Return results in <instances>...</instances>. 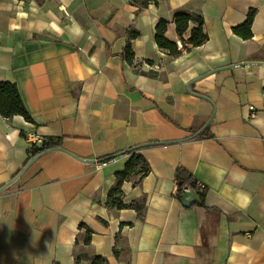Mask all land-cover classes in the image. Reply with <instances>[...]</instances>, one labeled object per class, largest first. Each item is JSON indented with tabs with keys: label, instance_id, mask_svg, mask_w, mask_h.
Returning a JSON list of instances; mask_svg holds the SVG:
<instances>
[{
	"label": "crops",
	"instance_id": "crops-1",
	"mask_svg": "<svg viewBox=\"0 0 264 264\" xmlns=\"http://www.w3.org/2000/svg\"><path fill=\"white\" fill-rule=\"evenodd\" d=\"M177 12L202 44L182 46ZM0 81L32 118L0 116V264H264V0H0ZM34 135L60 144L29 160ZM133 146L148 171L120 197L140 214L107 203ZM178 166L204 206L175 197Z\"/></svg>",
	"mask_w": 264,
	"mask_h": 264
},
{
	"label": "trees",
	"instance_id": "trees-1",
	"mask_svg": "<svg viewBox=\"0 0 264 264\" xmlns=\"http://www.w3.org/2000/svg\"><path fill=\"white\" fill-rule=\"evenodd\" d=\"M150 1L156 3V0H130L132 4H137L139 7L146 6ZM254 15L255 9L252 8L247 12L244 22L241 25L234 27L233 31L243 38H250L252 36L250 27ZM172 20L175 26V31L182 42V46H197L202 44L207 39V35L202 29L203 19L201 16L192 18L186 13L177 12L173 15ZM189 21H194L197 25L190 29L188 37L184 39L182 35L187 30ZM166 27L167 22L165 20H161L157 24L155 28L154 41L159 48L166 49L169 54H178L179 50L176 43L168 40L164 35ZM129 50V43H127L125 48V56L130 54ZM13 115H21L26 121H32L31 116L28 114L21 101L15 84L12 82L0 81V116L4 118H10ZM199 136L211 137V133L203 131ZM59 144L60 140L58 138H49L47 140H43L40 146L31 144V146L27 148V155L29 157L35 156L38 152L48 147L58 146ZM128 152L131 154L125 163V166L121 170L115 172V185L111 187L108 192L107 199L109 202L107 201V203L115 206L116 208L132 207L135 208V210H137L140 214L142 212L143 203L140 205L138 202L135 204L123 203L120 197V185L123 181L129 179L132 180L133 184L138 183L139 180L147 173L148 164L142 155L141 148L139 146L131 147ZM174 181L176 184L174 195L177 199L181 201L183 198H185V190L189 189L197 193L199 197L197 203L201 206H204L205 187H201L190 172L181 166L176 167ZM78 227L85 229L86 237L84 239V244H89L91 230L87 228L84 223H79ZM80 260V255H75V261L80 262ZM87 264H108V261L103 256L94 255L88 259Z\"/></svg>",
	"mask_w": 264,
	"mask_h": 264
},
{
	"label": "built area",
	"instance_id": "built-area-1",
	"mask_svg": "<svg viewBox=\"0 0 264 264\" xmlns=\"http://www.w3.org/2000/svg\"><path fill=\"white\" fill-rule=\"evenodd\" d=\"M250 108L253 109L252 107H250ZM254 116H255V112H252L251 115H250V117H254ZM32 142L35 143V144H37L38 146H40L41 143H42V140L39 138V136L34 135L33 136V139H32ZM107 160L108 159H103L100 162L101 163H105ZM186 190H188V189H186Z\"/></svg>",
	"mask_w": 264,
	"mask_h": 264
},
{
	"label": "water",
	"instance_id": "water-1",
	"mask_svg": "<svg viewBox=\"0 0 264 264\" xmlns=\"http://www.w3.org/2000/svg\"><path fill=\"white\" fill-rule=\"evenodd\" d=\"M33 158L31 157L29 160H32ZM12 181V180H11ZM3 188V187H2ZM2 188H0V189H2ZM193 202V200H190V199H186V198H183L182 200H181V203L183 204V205H189L190 203H192Z\"/></svg>",
	"mask_w": 264,
	"mask_h": 264
}]
</instances>
